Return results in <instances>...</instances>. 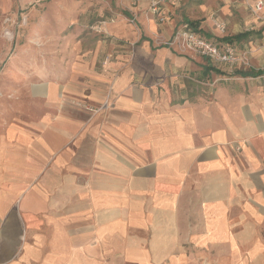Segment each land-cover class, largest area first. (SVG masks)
Here are the masks:
<instances>
[{
    "label": "crops",
    "instance_id": "obj_1",
    "mask_svg": "<svg viewBox=\"0 0 264 264\" xmlns=\"http://www.w3.org/2000/svg\"><path fill=\"white\" fill-rule=\"evenodd\" d=\"M197 1L163 7L158 24L156 16L145 17L148 2L137 0L129 12L138 32L128 12L101 26L115 40L138 35L134 57L109 43L112 60L104 64L99 45L93 58L13 88L27 102L21 108L0 101V264H160L169 256L180 264L182 246L212 240L213 233L221 242L225 230L246 228V213H264L260 71L238 66L236 80L193 91L177 75L214 79L220 66L149 39L187 27L248 51L250 66L262 68L264 47L243 41L252 35L264 41V22L253 18L248 29L216 38L183 14ZM10 4L0 0V11ZM236 11L247 16L244 5ZM5 47L0 43V58ZM2 64L3 90L12 88L11 71L20 65ZM74 100L110 107L90 116Z\"/></svg>",
    "mask_w": 264,
    "mask_h": 264
},
{
    "label": "rangeland",
    "instance_id": "obj_2",
    "mask_svg": "<svg viewBox=\"0 0 264 264\" xmlns=\"http://www.w3.org/2000/svg\"><path fill=\"white\" fill-rule=\"evenodd\" d=\"M136 1L11 0L10 6L6 7L4 11H0V43L6 46L2 51L4 56L0 58V63L3 62L2 67L4 66V68L9 63H14L15 65H20V69L11 71L16 78L12 88L4 86L3 90L0 89V101L4 100L3 103H0L4 104L5 101H12L18 108H21L22 104L27 102L17 95L13 88L16 90L20 89V87L23 88L29 76L55 77L60 72L62 65L66 67L68 62L70 64L74 61H80L81 58H93L99 45L104 51L102 55L100 54L101 58L99 61H103L104 64L112 60L111 54H109V43L128 47V55L134 57L136 49L142 44L138 35L133 40H115L104 36L101 26L105 24L104 20L107 17L123 15L127 12L129 14ZM253 1L198 0L194 5L189 2V9L184 10L183 14L188 18L201 21L200 24L202 23L201 26L204 27L205 31L214 33L216 38L229 37L240 30H244L245 27L248 29L249 26H245V24L250 23L253 18L257 22H264L259 21L252 14L249 5ZM83 4L84 7H82ZM242 4L247 13V16L243 18L238 16L236 11V6H243ZM191 8H193V11H190L192 10ZM130 15V18H127L128 23L137 31L134 16L131 13ZM81 16H83V19ZM245 17H248V19ZM146 18L149 19L150 15ZM215 24L222 25L223 30L218 29ZM7 33L11 34V39H8ZM170 36L171 34L163 35L153 32L150 34L149 39L151 44L156 47H170L165 45L166 39ZM243 42L250 48L254 46L264 47V41L254 35ZM239 43L236 42V44ZM171 47H175L180 54L193 56L190 53L179 51L176 46ZM240 52L246 55L249 54L248 51ZM237 67L227 69V67L220 66L219 69L222 72L216 75L214 79L195 75L192 71H185L177 76L186 84H192L193 91H196L195 87H197V90L202 92L204 88L213 89L221 83H230L236 80ZM262 68L245 66L242 71L257 72ZM258 81L260 84H264L263 78L259 77ZM190 94L191 92H189V96ZM72 102L74 106L89 115L91 114L90 116L110 107L107 101L99 107H93L75 100ZM27 106L25 104V108ZM262 209L264 210V208ZM230 216L231 222L235 225L237 215L232 214ZM245 221V229H242L241 225H239V229L225 230L224 233L227 236L223 235V239H220L221 242L216 239L217 237H213L215 236L213 233L212 240H196L195 243L191 242L182 246L178 250L181 251L179 258L182 260L179 263L264 264V213L256 214L254 217L246 213ZM248 221H251V224H247ZM253 226L254 228H252ZM219 233L220 231L217 234L220 235ZM237 238H240V240ZM243 239L245 244L242 243ZM172 259L174 257L169 256L167 260L160 264H171Z\"/></svg>",
    "mask_w": 264,
    "mask_h": 264
},
{
    "label": "built area",
    "instance_id": "obj_3",
    "mask_svg": "<svg viewBox=\"0 0 264 264\" xmlns=\"http://www.w3.org/2000/svg\"><path fill=\"white\" fill-rule=\"evenodd\" d=\"M146 1L148 2V6L145 16L154 15L156 16L157 22L163 23L166 15L159 16L161 9L167 5L176 4L179 0ZM249 7L252 14H254L259 21H264V0H254ZM215 26L223 30L222 25L215 24ZM165 45L176 46L181 52L205 58L214 66L227 67V69H233L236 66H241L243 68L245 66L250 67L247 55L238 52L234 46L219 45L198 35L187 27L173 32V34L166 39ZM260 78L264 79V67L260 70Z\"/></svg>",
    "mask_w": 264,
    "mask_h": 264
},
{
    "label": "bare ground",
    "instance_id": "obj_4",
    "mask_svg": "<svg viewBox=\"0 0 264 264\" xmlns=\"http://www.w3.org/2000/svg\"><path fill=\"white\" fill-rule=\"evenodd\" d=\"M8 39H11V34H7Z\"/></svg>",
    "mask_w": 264,
    "mask_h": 264
},
{
    "label": "trees",
    "instance_id": "obj_5",
    "mask_svg": "<svg viewBox=\"0 0 264 264\" xmlns=\"http://www.w3.org/2000/svg\"><path fill=\"white\" fill-rule=\"evenodd\" d=\"M236 38H238V37H236ZM225 40L231 41V39H230V38H226ZM252 74H253V73H252Z\"/></svg>",
    "mask_w": 264,
    "mask_h": 264
}]
</instances>
